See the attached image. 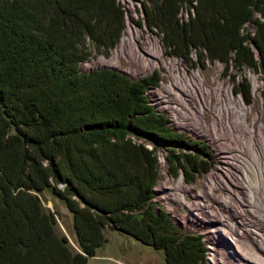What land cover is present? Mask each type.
I'll return each instance as SVG.
<instances>
[{"label": "trees", "instance_id": "1", "mask_svg": "<svg viewBox=\"0 0 264 264\" xmlns=\"http://www.w3.org/2000/svg\"><path fill=\"white\" fill-rule=\"evenodd\" d=\"M135 1L143 17L133 23L144 21L166 54L264 75V0ZM184 4L192 12L180 19ZM252 12L261 20L248 44L239 29ZM122 28L116 0H0V264H84L106 240L104 226L160 249L161 264H202L201 235L180 231L151 200L157 172L143 140L170 143L167 170L179 168L184 180L209 169L207 144L173 130L149 103L158 70L132 79L79 67L87 41L105 53ZM230 77L249 103L248 79ZM44 190L67 208L74 245L42 205Z\"/></svg>", "mask_w": 264, "mask_h": 264}, {"label": "rangeland", "instance_id": "2", "mask_svg": "<svg viewBox=\"0 0 264 264\" xmlns=\"http://www.w3.org/2000/svg\"><path fill=\"white\" fill-rule=\"evenodd\" d=\"M116 1L123 10V28L118 40L105 53L96 51V48L87 41L86 46L89 50V55L87 59L79 63L80 69L86 71L107 66L118 69L128 77L134 78L148 75L150 71L152 72L154 69L158 70L161 76V84H158L156 86L157 88L153 86L147 88L145 93L149 102L156 111H162L167 116L170 115V118H168L169 124H171L172 127L175 125L179 132L183 131L191 138H199L206 142V148L211 155V164L206 172L198 174L193 173L190 179L184 180L179 168L174 174H170L167 170L168 163L165 154L167 151L166 148L171 146L170 143H158L153 137L143 140L145 142V147L153 152L152 154L155 158V168L157 172V178L152 187L151 200L155 203L156 208L160 206L162 209L166 210L167 215L177 225L179 230L182 232L201 234V238L206 247L202 264H212L211 261L214 259H212L211 254L213 252H215L216 255L214 254V256H216L218 260L224 259L225 257L224 260L226 264H258L256 261L246 258V254H241L244 249L247 250V248H249L247 246L250 239L253 240V232L250 230H247L250 233L243 231L248 227L251 228V224L248 223V227L241 226L242 223L240 222H243V220L247 221L245 217L251 218L248 219L250 220L249 222H251L255 217L256 220H253V229H251L253 231H263L264 233V196H258L261 198L262 204L259 207L253 206V209L255 208L253 211L254 213L250 214L248 211H245L247 207L240 204V202L244 201L245 196L241 195V190L243 188L239 180H231L229 186L233 189L232 192L237 193L238 196H233L232 194V196L226 195L227 193L221 189L220 183L218 182L229 174H237L238 163L234 162L230 153L240 150L244 138L249 137L256 142L263 139L264 105H262L259 119L253 114L257 113L259 110L258 99L254 94L253 88L255 79L257 78L259 83L257 87L259 96L264 102V99L261 97V93L263 94L264 92V75L250 67L243 66L241 68H236L233 65H230L226 73L224 72L223 64L218 61L212 63L207 62L203 67H193L190 62L184 60L182 57L168 55L164 52L159 36L156 33L149 32L145 28L144 21L143 24L139 26L133 23L134 21H138L142 16L140 15V3L135 0ZM192 4H195L194 0ZM187 12L191 13L192 9L184 4L177 16L180 19H184L187 17ZM255 18L261 20L257 12H252L250 18L244 22L239 29V34L244 36V40H247L248 42H245L248 44H250V40H253L255 30L253 19ZM128 23L139 33V36L135 37L132 42L123 40L130 36L127 33ZM150 38L155 39L156 42L150 40ZM124 42L127 49H125L124 53H120L118 59L119 65H115L114 63L117 64L114 60L116 50L122 47V43ZM136 42L137 45L139 44V48L136 46ZM133 46H135V48ZM130 48L135 54L137 52L140 54L134 55L127 52L126 50ZM157 51L161 52L160 57ZM137 56L140 58H137ZM191 56L195 58L193 52H191ZM149 58L152 59L154 65L152 63L148 65L146 63L150 62L147 60ZM156 58H159L157 62H155ZM161 60H163L165 64L161 63ZM170 60H177V62L172 65L169 64ZM183 71L187 72L190 77H193L196 72L199 73V76L204 79L205 84L212 87L207 95L206 103L201 101L194 93H189L190 90L195 89L196 86L189 84L186 77L182 74ZM233 74H236V79H238V81L241 79L240 76H245L248 79L252 93L249 103H244L242 96L238 92H234L236 80L230 77ZM193 79L195 80V78ZM228 86L231 87L234 96H239L241 98V102H236L235 99L232 103H237L242 115H240L235 105L229 107L226 92ZM169 94H172V97H170L171 95L169 96ZM187 96L189 98L192 96V102L184 104L181 99L182 97L187 98ZM169 102H172L170 104L171 106L177 108L178 117L174 116L175 113L170 109ZM201 104H203V106ZM221 105L226 106L228 108L226 110L229 111V115L226 116L228 119L226 120V117L224 118L229 124L228 128L218 125L216 117H219V115L211 111L218 108L220 109ZM246 105L251 106V112L246 109ZM201 106L204 109V116L202 118L203 123L201 124L205 125V131L204 129H200V125L195 123L196 120L191 116L196 114L194 108H200ZM203 125L201 128L204 127ZM174 147L183 151L194 150L193 148L190 149L187 144L179 142H176ZM204 155L205 153L203 156ZM248 155L254 158L251 152L248 153ZM159 158H163L161 159V163ZM251 161H249V163L250 167H252L251 172L254 178L250 179V183L247 186H244L252 192L259 189L261 193H264V187L261 186L262 183H260V179H264V175L260 171L256 172L257 164L253 166L254 160ZM210 173H214L213 180H211ZM223 184H226V182ZM56 185L62 188L64 183L57 182ZM39 198L44 207L55 209L58 233L65 234L70 244L74 245V234L71 227L70 214L65 205L47 190L42 191ZM231 219L233 221L235 220L233 226L239 229L238 232L233 231L232 235L228 232L230 227H227L228 230L226 228V225L229 224L228 221ZM219 222L223 223L220 224ZM237 225L241 226V229L238 228ZM254 225H257L255 229ZM102 230L106 240L96 247L94 255L89 256L84 264H161L162 252L160 249H155L122 231L110 229L108 226H104ZM242 233L244 235H241ZM232 240H235L242 246L241 250H236V245L232 243ZM251 248L253 249L252 256H258V248ZM231 250L233 253H228V251L231 252ZM216 264H222V262L220 261Z\"/></svg>", "mask_w": 264, "mask_h": 264}, {"label": "bare ground", "instance_id": "3", "mask_svg": "<svg viewBox=\"0 0 264 264\" xmlns=\"http://www.w3.org/2000/svg\"><path fill=\"white\" fill-rule=\"evenodd\" d=\"M130 15H131V13H130ZM127 33L130 35V36H128V37H126V38H124L123 40H129L130 42H132V41H134L133 39L135 38V37H137V36H139V33L136 31V30H134L131 26H130V23H128V27H127ZM132 39V40H131ZM150 40H154L155 41V39H151L150 38ZM135 41H137V40H135ZM156 42V41H155ZM136 44V46L139 48V44L137 45V42L135 43ZM134 48H135V46H133ZM132 47V48H133ZM160 48V47H159ZM159 48H157L158 50H160ZM125 49H127V47H126V45H125V42L124 43H122V47H120V48H118L117 50H116V55L114 56V60L117 62V64L116 63H114L115 65H119V63H118V59H119V56H120V53L121 52H123L124 53V51H125ZM134 50V49H133ZM127 52H130L131 54H134V55H139L140 53H138L137 51V53L135 54V52H133V51H131V48L129 49V50H126ZM157 54H158V56L160 57V54H161V52L159 51H157ZM131 56V55H130ZM135 57V56H134ZM137 58H140L139 56H137ZM147 60H149L150 62H146L148 65L149 64H151L152 63V59L151 58H149V59H147ZM157 60H159V58H156L155 59V62H157ZM170 63L169 64H174V63H176L177 62V60H170L169 61ZM145 63V64H146ZM161 63H164L163 62V60H161ZM153 65H154V63H152ZM165 64V63H164ZM136 68V67H135ZM130 71H132L131 69H129ZM133 72V71H132ZM182 74L186 77V79L188 80V82H189V84L190 85H193V86H196L195 87V89H192V90H190V92L189 93H194L201 101H204V103H206L207 102V95H208V93L210 92V89L212 88L211 86H208L207 84H205V82H204V79L202 78V77H200L199 76V73H195L194 74V76L193 77H190V76H188V74H187V72H182ZM254 77V76H253ZM193 78H195V80L193 79ZM255 78V77H254ZM255 85H254V88H253V91H254V94H255V96H257V102H258V108H259V110H258V112L257 113H253L254 115H256L259 119H260V113H261V108H262V105H264V102H263V100L260 98V96H259V91H258V81H257V78L255 79V83H254ZM149 86H151V85H149ZM148 86V87H149ZM198 86V87H197ZM154 87V86H153ZM226 92H227V99H228V103H229V107H233L234 105L236 106V108H237V110H238V112L240 113V115H242V113H241V111H240V109L238 108V106H237V103H232V101H235V99H236V102H241V98L239 97V96H234L233 94H232V91H231V87L230 86H228L227 88H226ZM186 93H188V92H186ZM171 95V96H170ZM188 95V94H187ZM147 96V95H146ZM169 96L170 97H172V94H169ZM191 98H192V96L189 98L188 96H187V98H184V97H182V99H181V101H183V103L185 104V103H187V102H192L191 101ZM219 101V100H218ZM217 101V102H218ZM216 102V103H217ZM150 103V102H149ZM172 102H169V107H170V109H172L173 110V112L175 113V115L174 116H176V117H178V111H176L177 110V108H175L174 106H171L170 104H171ZM174 104H176V103H174ZM167 105V104H166ZM202 106H203V104H201ZM202 106L200 107V108H197V107H195L194 108V111L196 112V114H193V115H191L193 118H194V120H196L195 121V123H198V125H200L199 127H200V129H204V131H205V125H203V124H201V123H203V116H204V109L202 108ZM226 109H228L226 106H223V105H221V108L219 109H214V110H211L212 111V113H214V114H217V115H219V117H216V119H217V124L218 125H222L223 127H225V128H228V123L225 121V117L227 116V115H229V111H227ZM246 109L247 110H249L250 112H251V106H247L246 105ZM236 116H238V115H236ZM198 119H197V118ZM228 118L226 117V120H227ZM173 123H174V121H173ZM202 125L204 126L203 128H201L202 127ZM251 133H253V132H251ZM252 153V155H253V157L254 158H252V157H250L249 155H248V153ZM233 153V152H232ZM232 153H230V155H231V158L234 160V162H237L238 164H237V167H238V171H237V174H234V175H231V174H229V175H227V176H225V178L224 179H221L218 183H220V187H221V189L224 191V192H226L227 194L226 195H229V196H238V194L237 193H233L232 191H233V189L232 188H230L229 186H230V184H231V180H233L234 181V179H237V180H239V183L242 185V190H241V195L242 196H245V198H244V201L243 202H240V204H242V205H244L245 207H247V209L245 210V211H248L250 214H253L254 212V209H253V206H256V207H259L261 204H262V202H261V198H259L258 196H261V195H263L264 196V193H261L260 192V190L259 189H257V191L256 190H254V192H252V191H250L248 188H246L245 186H247L250 182V179H252V178H254V175L252 174V172H251V168L252 167H250V163H249V161H251V160H254V162H253V166H255L254 164H257V166H256V172L257 171H260L263 175H264V136H263V139L262 140H260L259 142H256L254 139H252V138H249V137H246V138H244L243 139V141H242V143H241V147H240V150H238L237 152H234L233 154ZM251 163H252V161H251ZM214 172V171H213ZM214 174V173H213ZM213 174L212 173H210L209 175H210V177H211V180H213ZM222 176H223V174H222ZM236 177H238V178H236ZM260 183H262L261 184V186H263L264 187V179H260ZM226 182V184H223V183H225ZM217 183V184H218ZM216 184V185H217ZM228 185V186H227ZM245 185V186H244ZM237 186V185H236ZM232 189V190H231ZM232 194V195H231ZM229 203V202H228ZM239 203V202H238ZM228 205V204H227ZM203 206V205H202ZM228 207V206H227ZM263 207V206H262ZM226 209V208H225ZM247 212V213H248ZM235 213H236V211H235ZM246 218V220L247 221H244L243 220V222L244 223H246V224H244L243 222H240V223H242L241 224V226H247L248 227V223H250L251 224V228L253 227V220H256L255 219V217H254V219L253 220H251V222H249L250 220H248V219H251V218H248V217H245ZM235 221V220H234ZM234 221L231 219V220H229L228 221V223L229 224H227L226 226L229 228L230 227V230H232V232L233 231H235V232H238L239 231V229H237L235 226H233V224H234ZM215 222V221H214ZM220 224H222L223 222H219ZM231 224V225H230ZM241 226H238L237 225V227L238 228H240ZM255 227H257V225H254V229H255ZM243 228V227H242ZM250 227H248V228H246V230H245V232H248V233H250L249 231H247V230H250V231H252L253 232V235H252V238H253V240H251L250 239V241H249V244H248V246L247 247H249V248H247V250L246 249H244L243 251H242V253L241 254H243L244 253V255L246 254V258H249L250 260L252 259V261L254 260V261H256L258 264H264V233H263V231L262 232H259V231H253L252 229H251ZM220 229V228H219ZM241 229V228H240ZM257 230V229H256ZM241 231V230H240ZM243 234V233H242ZM227 235V234H226ZM244 235V234H243ZM235 238V237H234ZM238 238V237H237ZM251 242V243H250ZM204 243V242H203ZM232 243H234L235 245H236V250H241V247L242 246H240L235 240H232ZM241 243V242H240ZM252 244V245H251ZM205 245V244H204ZM258 245V246H257ZM251 247H257L258 248V251H259V255L257 256H252V253H253V249L251 248ZM230 249V248H229ZM206 250V249H205ZM250 252H251V254H250ZM228 253H233V251L231 250V252L230 251H228ZM214 254H215V252H213L212 254H211V256H212V259H214L213 261H211L212 262V264H216V263H219L220 261L222 262V264H226V262H225V257H224V259H217V257L216 256H214ZM216 255V254H215Z\"/></svg>", "mask_w": 264, "mask_h": 264}, {"label": "built area", "instance_id": "4", "mask_svg": "<svg viewBox=\"0 0 264 264\" xmlns=\"http://www.w3.org/2000/svg\"><path fill=\"white\" fill-rule=\"evenodd\" d=\"M159 76H160V73H159ZM160 80H161V76L159 77V79H158V84L160 85L161 84V82H160ZM157 84V85H158ZM157 85H153L155 88H157L156 86ZM168 118H170V115L169 116H167ZM161 159H163V158H159V161H160V163H161ZM164 210V209H163ZM164 211H166V210H164ZM226 228H227V226H226ZM227 230H228V228H227ZM243 231H245V230H243ZM228 232L232 235V230H228ZM230 234H228V235H230ZM241 235H243V234H241ZM202 239V238H201ZM203 241V240H202Z\"/></svg>", "mask_w": 264, "mask_h": 264}]
</instances>
